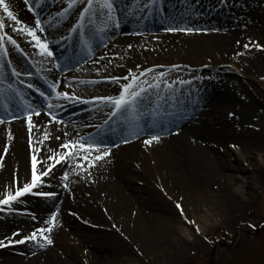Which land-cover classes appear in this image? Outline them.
Instances as JSON below:
<instances>
[{"label": "rangeland", "instance_id": "1", "mask_svg": "<svg viewBox=\"0 0 264 264\" xmlns=\"http://www.w3.org/2000/svg\"><path fill=\"white\" fill-rule=\"evenodd\" d=\"M132 1H139L137 8L142 6V10L149 9L142 5L144 0ZM71 2L72 0H66L68 6ZM163 2L166 5L170 4L166 1ZM189 3L194 4L197 8L193 13H189L188 18L194 19V15L204 16L207 19L201 18L200 21L203 24H208V27H199V32L177 31V33L155 35L151 38L135 36L136 33L131 32L132 36L127 38L140 40H134L131 43L122 41L123 52H117L110 47L113 51L110 53L106 49L105 52H108L109 58L102 64H106L107 67L104 70L97 68L95 72L92 70V73L87 75L101 78L100 84L92 85L96 93H87L85 97L120 95L123 85L131 83L134 75L138 78L137 83L145 89L141 96H176L194 104H196V100H199L198 112L208 114V118L214 122L217 131L225 132L221 136L216 133V138L211 141L214 146V154L218 155L220 150L226 146L240 152L242 149L251 152L250 165L254 175H256L255 166L258 163L263 167L262 174L256 175L261 182L252 187L246 182L251 171L238 174L240 179L233 181V192L229 194L236 199L233 201V205L236 207V209L233 207L235 211L226 209L223 203H219L218 197L212 194L213 191L218 192L217 188L220 190L219 186H224V183L218 184L217 181L212 182L210 190L202 189L206 184L194 183L196 185L194 191L187 189V195L185 194L175 201L172 199L179 198L180 189L175 187L176 191L174 192L177 195L175 198H171L167 189L169 181L166 180L161 164V151L163 150L161 142H153L148 145L144 141H133L123 144L122 147L119 146L112 155L100 162L78 161L71 167V172H67V180L63 178V168L58 169L59 165L45 183V185L48 184L47 187L51 192L56 191L57 193L54 201H59L57 207L59 216L62 212L60 205L65 203L60 191L63 189L67 192V197L73 202L64 208L63 215L66 219H75L86 230V233L81 230L73 232L71 223L65 222L62 215L61 219L58 216V221L56 220L55 227L50 234L53 240L52 245L41 247L40 243H44L42 240L40 243L27 241L20 247H14L15 243L10 246H0V252L10 249L15 255L21 257L32 256L34 253V264H48L46 263V254L52 251L55 252L53 255L61 257L62 264H72V262L74 264H264V0H214V2L190 0ZM85 6L86 3L83 2V7ZM171 9H173V13L184 12L172 7ZM224 9L227 10L230 21L224 18ZM75 10L77 15L78 10ZM218 11H223L224 14L217 15ZM16 15L20 20L19 14ZM7 19L12 25L13 20L10 17ZM5 24L10 26L6 22ZM12 30L10 26L9 31ZM66 31L67 29L61 34ZM221 33L236 37H232L233 51L221 59L209 49L200 50L195 45H190L195 47L188 51L164 52L170 44L161 42L163 36L210 34L220 36ZM172 44L186 45L187 42L179 38L173 40ZM244 45H249V47L245 48ZM256 45H260V47ZM135 51L142 55L141 63L135 62L136 59L128 61L127 55ZM180 54H184V56ZM127 62L134 64L128 65ZM219 74L222 76L220 77ZM112 77H128V79H120L119 82H115L111 79ZM181 81H186V83H181ZM228 91L233 93L230 95L231 98L227 97L231 102L227 101L228 106L224 104L217 110L209 100L210 94H213L214 97L219 95L222 97V92ZM190 98H194V100L190 101ZM242 107L248 108L249 113L263 118L260 127L253 129V132L258 133L257 139L243 137L242 132L244 130L251 131L252 127H240L237 123V118L240 116L238 113H241L240 108ZM190 126L191 123L186 120L185 124L176 130H188ZM248 126H253V124L248 123ZM1 129L9 138L11 131L5 128ZM30 135L23 134L24 146L31 145ZM4 147L1 143L0 161L2 156L4 157L2 155L5 153L3 152ZM11 147V144L6 145V152ZM33 154V148L30 146L25 157L27 168L32 161ZM49 154L42 155V159H48ZM61 154L64 152L53 153V156L59 158ZM120 160L123 164L120 163ZM45 161L38 172L44 171L55 163L49 159ZM233 163L244 166V163L238 159L233 160ZM0 165L3 163L0 162ZM220 167L222 166L220 165ZM114 169L119 171L117 175H114L118 181L117 192L113 193L109 190L115 187L109 189L108 187L91 188L94 185V187L97 186L96 181L99 174ZM222 169L227 170L224 167ZM1 171L2 166H0V176ZM146 181L150 188L149 191L144 189ZM84 182L92 186H87ZM23 184H19V186L22 187ZM64 184H67L68 188H64ZM79 185H82L84 190L83 200L80 201L77 199V191H75L76 186ZM15 189L16 186L11 188L9 185L7 189L0 186V199L5 198L9 191L14 194ZM96 191L98 193L94 198L93 195ZM125 199L128 201H124ZM177 201L188 212L181 214L177 209ZM111 202H114V205H111ZM14 203L11 205L14 206ZM39 203L44 205L46 201ZM21 204L17 203L12 211L19 209L23 214ZM5 208L0 205V218L3 215L1 211ZM119 209L123 211H118ZM190 209L195 211L193 215L190 213ZM139 210L146 215L147 223L149 222L152 227L160 229L159 233L150 236L148 230H145L146 234L139 232L136 223ZM12 211L5 213L0 223H7V218L13 221L15 215ZM49 214L42 221H40L41 218H36V215L32 216L31 219L36 221L34 225L23 223V227L19 229L8 221L6 229L0 230V242L5 244L22 239L39 228L45 227V221H48L50 217ZM121 214L124 215L121 216ZM125 220H129V224ZM257 228L260 230L255 231ZM112 230L118 231V235L125 241L128 253L120 248L117 251H111L113 247L108 242L107 236H111L110 231ZM16 232L20 235L13 236V233ZM63 233L69 236L68 244L58 240ZM100 236H105L103 242L99 241ZM15 249L17 250L15 251ZM214 249H216L215 255L213 254ZM38 255L42 258L39 261L35 260ZM0 264H2L1 256Z\"/></svg>", "mask_w": 264, "mask_h": 264}, {"label": "bare ground", "instance_id": "2", "mask_svg": "<svg viewBox=\"0 0 264 264\" xmlns=\"http://www.w3.org/2000/svg\"><path fill=\"white\" fill-rule=\"evenodd\" d=\"M208 1L214 2V0H208ZM226 11L227 10L224 9V12L227 16L224 14L223 11H218L217 15L224 14L225 16L224 18H227V20L230 21L231 19ZM230 36L231 35H227L223 33H221L220 36H216L213 34L203 35V36H195V35L163 36V40H161V42L163 44H170L168 48L164 50V52H169V51H173V52L181 51L182 52L183 50L188 51V50H191V48L196 46L200 50H202L203 48L209 49L210 52L214 53L218 58L221 59V58L227 57L229 52L233 51V47L231 46V44H232V39L235 36H232L233 38ZM179 38L187 42V44L186 45H179V44L173 45L172 41L175 39H179ZM120 39L121 38H118L113 44V48H117L115 49L117 50V52L124 51V48L122 47V41L123 42L130 41L131 43L134 40H140V39H135V38H132V39L124 38L121 41ZM197 44H200V45L197 46ZM190 45H195V46H190ZM116 54L119 55L120 53H116ZM180 55L184 56V54H180ZM127 56H128L127 57L128 61H133L134 59H136L135 62H139V63L142 62L141 61L142 55L140 53H136V51L129 53ZM132 57H135V58H132ZM108 58L109 56L107 57V55H104L103 60H108ZM127 64L132 65L134 63L127 62ZM106 67L107 66L105 64L98 63V65L92 66V70L95 72V69L97 68H99L100 70H104ZM129 69H131V67H129ZM219 76L221 77L222 75L219 74ZM68 84H70V82H67V81L63 82L59 91L69 92L70 94L75 93V95L79 96L81 99L85 98L84 94H87V93L95 94L96 93L94 92L93 88L89 86L91 85V82L85 79V77H82L80 79L79 84L78 83L74 84V85H79L77 87H72V86H69ZM222 95H223L222 97H220V95L214 97L213 94H210L209 96V100L213 103L214 107L217 110L220 109V107L223 106L224 104H227L228 106L227 101L231 102V100L227 99V97L231 98L230 95H233V93L229 91L225 93L222 92ZM96 97L97 96L94 95L88 98H96ZM59 102H60L59 104L62 105L63 107L62 108L53 107L51 111L57 117L63 116L64 117L63 119L65 120H73L74 121L73 127L75 126L80 127L79 128L80 131H83V126L87 124L97 125L99 116H103L107 110V106H104L102 108H99L96 111L91 112V114H88L87 112L89 110L94 109L95 106L91 108V105L83 106L82 104H80L81 102H76L73 100H66V99H61V101ZM75 105H77L78 108L75 109V112H71L72 106L75 107ZM46 108L49 111L48 106ZM65 109L68 110L67 113L62 114L61 111ZM240 112L241 113H238L240 114V116L239 118H237V123L239 124V126L248 127V128L252 127L251 128L252 132L249 130H244L242 132L243 137L244 138L250 137L251 139H257L258 133L253 132V129H256V127L257 128L260 127V125L263 122L262 121L263 118L261 119L259 116L249 113L248 108L245 109L242 107L240 108ZM89 115L90 116L92 115V118ZM87 118L90 121H88ZM49 121H50V117L48 115L41 116L38 119V126H40L41 129H39L40 131L39 132L37 131L36 135H34L35 139L41 140L42 139L41 132L47 131L50 134L49 137H51V142L47 144L45 143L46 142L45 140L43 141L44 146H42V148L44 152L48 151L49 150L48 148L56 149L57 151L58 150L57 145H60V142H62L65 138L63 129L58 128V125H60L61 127V124L60 123L57 124L54 122L49 123ZM75 122L77 124H75ZM188 122L191 123V126L188 130H182L181 132H177L179 134H175V135L172 134L167 137L160 138V140L158 141V142H161V145L163 147V150L161 151V164L164 169V175L166 176V180L169 181L167 184L168 193L171 195V198L172 197L175 198L177 195L174 192L176 191L175 187L179 188L180 189L179 190L180 193H178L179 198L172 199L176 201L177 199L182 198V196H185V194L187 195V192H188L187 189L194 191L195 190L194 188L196 187L194 183L201 182V185L206 184V186H203L202 189L210 190V185L212 184V182L217 181L218 184L224 183V186L223 187L219 186L220 190H218L217 188L218 192L216 193L213 191L212 194L215 197H218L219 203H223L226 209L235 211L234 208L236 209V207H234L233 201H235L236 199L229 195L233 192V189H232L233 181L235 179H240V176H239L240 174L251 171L252 173L251 175L248 174L246 182H248L252 187H254L256 183L261 182L258 179V177H256V175L262 174L263 167L261 166V164L258 163L257 166H255L256 175H254L252 166L250 165L252 154L251 152H247L244 149H242V151L240 152L238 150H235V149L233 150V148L226 146L225 148L220 150L218 155L214 154L215 153V151L213 150L214 146H212L211 141H213L214 138H216V133L217 135L221 136L225 132L217 131L218 129L214 126L213 124L214 122L208 118V114H201L198 112V109L196 108L190 114V119L188 120ZM248 123L253 124V126H248ZM25 125H26V122L21 121V122L13 123L10 126L12 130L14 131V133L11 134V136L14 137V139H11V140H9L7 136H5L4 130L0 128V144L2 143L3 146H6L7 143L12 145L10 151L8 152V155L4 159V162H3L4 164H3V168H2L1 176H0V186H4V189L5 187L7 189L9 185L11 188H14L16 186L17 179L19 180V184H23V183H26L27 180L29 181V178H30V167L28 164V168H27L26 166L27 161L25 160L26 154L28 152V147L24 146L23 141H22L23 134H27L26 132L27 128ZM35 130L37 129H34V131ZM57 136H59L60 139H56ZM148 139H150V137H148ZM148 139H145L142 141H146ZM166 156H169V157H166ZM40 159H42V156H40ZM235 159H238L240 162H243L244 166L234 164L233 160ZM120 163L123 164L121 160H120ZM220 165L224 167L225 169H227L228 171L224 169L221 170L222 167H220ZM63 167H64V171H68V172L70 171L67 165L62 166V168ZM118 172L119 171L117 169H114V170H110L107 173L99 174L97 181H96V184H97L96 187H94L95 185L92 186V185L86 184L85 182L84 183L87 186H92L91 187L92 189H95L98 187H104V188L108 187V189L115 187L114 189H109L114 193V192H117V186H118V181L116 180L114 175H117ZM217 182L215 183L217 184ZM144 185L146 187L144 189L146 191H149L150 188H149L147 181L145 182ZM75 191H77V199L79 201L83 200L84 190L82 189V185L76 186ZM98 191L94 193L93 195L94 198L96 197L95 195H97ZM60 192H61L62 199H65V203L60 205L62 212L60 213L59 217L61 219L63 212H64V208L70 203H72L73 201L69 200V198L67 197V192H65L63 189ZM124 201H128V199H125ZM38 202L31 203L30 207L34 211L39 213V216L37 218L38 219L41 218L40 221H42V219L43 220L45 219L48 212L51 213L53 210L58 209L57 207H58L59 201L56 202L54 201V199L47 200L45 203L47 205L45 204L41 205ZM176 203L180 205V202L177 201ZM110 204L114 205V202H111ZM118 211H123V210L119 209ZM186 212H188V210L185 209L183 214H185ZM194 212L195 211L193 209H190V213L192 215L194 214ZM14 215L15 217L13 221L8 220L7 218V224L5 226L8 225V221H9V223L12 226H15L17 227V229H19L23 227V223H29L31 224L30 226H33L34 223L36 222L35 220H32L31 218L17 217L16 215L18 214L16 212H14ZM122 215L124 214H121V216ZM179 215L181 217V214ZM3 217L4 216L2 215L0 219H2ZM136 219H137L136 223H137L139 232L146 234L145 230H148V233L150 236H153L154 234L159 233L158 232L160 231L159 228L152 227V225L149 224V222L147 223L146 215L141 210L138 211ZM63 220L65 222L67 221L68 223H71L73 232L81 230L84 233H86V230L82 226H80L75 221V219L73 220L69 218L66 219L65 215H63ZM125 221H127L129 224V220H125ZM110 232H111V236H107L106 234L104 235L108 237V242H110V245L113 247L111 251L112 250L117 251V249L120 248L121 250L128 253L129 251L126 250L127 245L125 244V241L118 235V231L115 230L114 232L112 230ZM105 236H100L99 241L103 242L105 240ZM68 237L69 236L67 234L63 233L58 240H60L62 243L68 244L67 242ZM13 243L14 242H11V243L9 242V243H5L4 245L10 246ZM128 245L133 248L132 245L130 244ZM24 249H26V247H24ZM16 250L17 249H15V251ZM0 253H1L0 256H1L2 264H34V261H33L35 257L34 253L32 256H26V257L15 255L13 250H10V249L5 250V251L2 250ZM53 254H55L54 251L48 252L46 254L47 255L46 263L62 264L60 260L61 257L55 256ZM40 255L36 256L37 258L35 260H38V261L41 260L42 258ZM72 264L74 263L72 262Z\"/></svg>", "mask_w": 264, "mask_h": 264}, {"label": "snow or ice", "instance_id": "3", "mask_svg": "<svg viewBox=\"0 0 264 264\" xmlns=\"http://www.w3.org/2000/svg\"><path fill=\"white\" fill-rule=\"evenodd\" d=\"M80 0H72V2L69 4L68 8L74 7L77 3H79ZM84 3H86V7L83 8V13L80 16V19L83 20L84 17L88 13H92L93 15L99 17L100 15L106 16L108 19H113L111 16V13L115 9V4L114 0H83ZM152 4H155L156 0H151ZM0 4H3L4 11L7 13V16L10 17L13 21H15L17 24H20V21L17 19V16L13 14L11 10H9V6L7 3L4 2V0H0ZM68 9H65V13H67ZM81 25H77V28L80 27ZM117 27L119 26L118 24L116 25ZM5 28V24L2 20H0V30H3ZM14 31H17L18 33L25 34L27 36L31 37V41H34V47L40 50V55L42 56H47V57H52L53 52L50 50L49 43L45 42L41 39V37L37 34L38 32H44L45 29L42 26V21L37 17L34 22V26H29L27 24H24L22 27H17L13 29ZM76 28H73L72 31H76ZM168 31H183V32H188L192 33L194 31L193 28H168ZM7 40L9 41L12 45L16 46L19 48V45L17 44V40L14 39L11 35H8L7 32H4L3 35H0V41ZM257 47H260V45H256ZM131 47V45H129ZM245 48H248L249 45H244ZM21 52H23L22 48H19ZM8 53V48L6 45H0V55H5ZM57 68L60 67V65H56ZM4 68V64L0 63V69ZM151 71V69H149ZM12 72L14 75L19 77L21 75L20 72H18L15 68L12 69ZM2 75V74H0ZM28 75H31V73H28ZM161 76H163V73H161ZM115 82H119L120 79H125L127 80L128 77H112L111 78ZM137 77L132 76V82L131 83H126L123 85V90L119 96H109V97H98L97 99L106 101L111 104L113 107V111L111 112V116H116L118 113L124 114L128 109H135V105L137 103L138 98H140L141 94L145 92V89L141 87L137 83ZM23 83V81H21ZM181 83H186V81H181ZM187 83H190V81H187ZM29 88L32 87L31 84L28 85ZM53 88L56 87L55 84L52 85ZM171 87V85H169ZM9 89H11V85H9ZM12 91H15L12 89ZM41 96H44L45 93L41 92ZM58 99H66V100H73L76 102H82V103H90V101L87 100H81L79 96H76L75 93H69V92H60L58 91L56 93ZM55 107V105L49 103L48 104V116L50 117L49 123L52 122H58V123H63V121H59L57 116L51 111V109ZM33 115L39 116L41 115L40 112L38 111H30L28 116H27V121H28V126H29V132L31 133V130L35 125L32 122V117ZM233 116L235 114H232ZM16 118V117H13ZM5 123L3 118H0V124ZM49 133L47 131L43 132V137L45 140L49 138ZM11 133L9 132V140H11ZM56 139H60L59 136L56 137ZM160 140L159 136H152L150 139L144 141L146 144L151 145L153 141L158 142ZM128 140H124V143H128ZM40 143H43V141H40ZM61 148L63 149H70V148H81L85 150H94L98 153V155L94 158V161L96 160H102L105 157L109 156L111 154V148H108L105 146V149L101 151L100 147L97 145V143H92V144H87L85 143H80V142H74V141H69L68 143H62L60 145ZM115 147H119V145H115ZM233 147H236V145H233ZM6 152V149H5ZM69 153H64L57 158L56 156H49L48 159L55 161V163L51 164L50 166L47 167V169L38 176L36 174V165H37V157L35 154L32 156V170H31V182L30 183H25L23 186H19V180L17 179L16 181V189H15V194H13L11 191H9L6 195L5 198L0 199V205L3 206H9L11 205L14 201H17L19 197L24 196L27 193H32L33 189L38 187L41 182H42V177L48 176L52 168L55 167L56 164L61 163L62 161H65L67 159V155ZM84 159H87V157H84ZM2 166V165H0ZM65 180L68 178V173H64ZM64 188H68L67 184L63 185ZM36 195H43L46 197H55L57 196L56 192H36ZM178 211H180L181 214H183L184 209L181 205H177ZM59 212V209H57V213ZM35 218V217H34ZM55 222H56V213H54L48 221H45V227L39 228L37 231L32 232L30 235H26L22 239L10 241L14 243H26L27 241H35L37 243H40L42 240L44 243H40L41 247H45L46 245H52L53 240L50 236L51 232L53 231V228L55 227ZM20 234L18 232L13 233V236H19ZM0 246H7L4 245L3 242H0Z\"/></svg>", "mask_w": 264, "mask_h": 264}]
</instances>
